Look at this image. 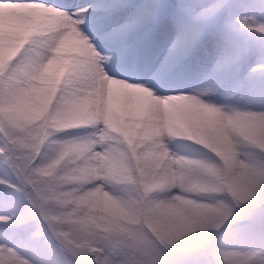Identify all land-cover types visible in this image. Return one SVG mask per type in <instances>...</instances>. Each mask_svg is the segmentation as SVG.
<instances>
[{"label":"clouds","instance_id":"9594fccd","mask_svg":"<svg viewBox=\"0 0 264 264\" xmlns=\"http://www.w3.org/2000/svg\"><path fill=\"white\" fill-rule=\"evenodd\" d=\"M75 5L4 3L0 150L32 226L0 242V264H264V98L132 79ZM235 19L264 34V12ZM249 72L264 83V60ZM250 205L254 236L221 233ZM33 239L54 255L38 261Z\"/></svg>","mask_w":264,"mask_h":264},{"label":"rangeland","instance_id":"374dc122","mask_svg":"<svg viewBox=\"0 0 264 264\" xmlns=\"http://www.w3.org/2000/svg\"><path fill=\"white\" fill-rule=\"evenodd\" d=\"M69 2L87 4L91 6L90 11H99L102 4L105 7L108 5V0ZM145 3L154 4L157 11L151 20L139 25L128 37L132 55V79L142 80L152 76L160 79L166 87L175 84L185 88L212 84L221 91L234 89L250 100L264 98V83L257 75L249 72L253 64L264 60V34H249L235 19L240 15L264 12V0H227V4L225 0H129L126 8L135 9ZM215 3L221 4L217 14L202 24L197 35L186 41L183 51L170 60V51L182 39L183 28L191 24L198 11ZM3 9L4 3H0V32L15 22L14 17L6 14ZM116 11L123 14V19L118 21L123 23L129 13L124 8ZM117 26L115 23L112 25ZM227 58H231L228 62L229 70L226 73L216 71L217 62ZM5 175L7 173L0 168V176ZM0 190L4 191L3 188ZM7 199L12 201V205L0 204V215H11L27 207L23 196L11 189L7 190ZM245 209H237L233 216L241 215ZM233 216L225 222L224 226L227 227L221 233L240 239L255 235L246 230L243 221L233 223L232 220L238 217ZM0 232V242L19 243L11 227L0 225ZM31 253L40 262L54 255L48 245L35 247Z\"/></svg>","mask_w":264,"mask_h":264},{"label":"snow or ice","instance_id":"6c2138e0","mask_svg":"<svg viewBox=\"0 0 264 264\" xmlns=\"http://www.w3.org/2000/svg\"><path fill=\"white\" fill-rule=\"evenodd\" d=\"M28 0H0V3H7L14 8H23ZM129 0H108V5L105 7L100 5L99 11H90L91 6H87L82 15L85 17L82 25L85 31L95 32L98 37V47L101 51L110 50L113 56V66L116 69L124 71H132V55L130 52L128 37L141 24L151 20L156 15V6L151 3L141 4L135 9H127L126 5ZM75 7V3H71ZM221 4L215 3L209 7L202 8L192 18V22L186 25L182 31V39L178 41L170 51L169 59L172 60L178 56L185 46L186 41L194 38L199 27L213 18ZM124 8L129 13L128 18L124 19L123 23H118L119 19H123V14L117 12V9ZM118 24L117 27H112L113 24ZM241 25H244V20H240ZM264 32V27L258 29ZM231 58L225 60L230 62ZM2 148V146H0ZM0 168H2L7 175L0 176V188L4 189L0 193V204L12 205V201L7 199V190L11 189L13 192L20 193L23 198L21 182L14 174L18 168H22L11 156L5 157L2 150H0ZM243 223L248 232L256 234L257 225L254 222L255 211L254 208H246L243 213ZM0 225L4 227H11L13 234L17 238L23 237L31 228L30 211L26 207L11 215H0ZM30 244L36 248L43 247L46 244L40 239H33L29 241Z\"/></svg>","mask_w":264,"mask_h":264},{"label":"trees","instance_id":"16d2710c","mask_svg":"<svg viewBox=\"0 0 264 264\" xmlns=\"http://www.w3.org/2000/svg\"><path fill=\"white\" fill-rule=\"evenodd\" d=\"M2 192H4V191H1V190H0V193H2ZM236 216H238L239 218L237 217L236 219L232 220V222H233V221L240 220V219H243V218H241V216H243L242 214H241V215H235V216H233V217H236ZM0 234H1V232H0ZM1 235H2V234H1ZM0 237H1V236H0Z\"/></svg>","mask_w":264,"mask_h":264}]
</instances>
